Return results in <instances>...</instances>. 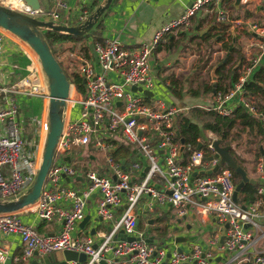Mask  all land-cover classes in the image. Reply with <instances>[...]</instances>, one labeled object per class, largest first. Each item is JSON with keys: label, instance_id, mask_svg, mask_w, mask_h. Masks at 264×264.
<instances>
[{"label": "built area", "instance_id": "1", "mask_svg": "<svg viewBox=\"0 0 264 264\" xmlns=\"http://www.w3.org/2000/svg\"><path fill=\"white\" fill-rule=\"evenodd\" d=\"M3 2L32 15L47 12L42 7L33 9L26 0H0ZM221 2L194 0L181 15L162 24L150 41L140 45L128 47L117 38L96 37L95 60L79 50L71 52L86 90L73 98L75 83L72 82L64 129L46 181L36 202L22 209L36 212L41 219L57 216L62 227L54 233L40 234L33 224L21 219L20 210L0 212V233L20 235L23 260L72 249L84 252L86 259H65V264H211L214 260L219 264H264V249L257 248L259 238L264 236V155L256 162L257 199L243 208L233 198L236 183L229 168L221 167L211 174L198 172L201 168H213L219 162L217 156L206 158L207 154L216 152L215 133L209 132L201 148L189 145L188 162L180 161L178 120L190 107L166 102L154 92L157 83L151 56L157 45L167 34L190 26L197 10L207 4H215L218 20H228L227 9ZM48 13L60 22L58 11ZM84 13L83 20L89 15L87 10ZM249 29L257 41L258 55L242 63L239 78L231 87L215 92L212 105L197 106L222 115H232L238 105L253 113L258 111L257 96L248 92L245 84L264 54V21L251 22ZM5 30L0 26V52ZM26 52L30 57L27 72L11 85L0 84V199L14 198L26 191L34 182L42 159L41 121L33 119L36 126L30 136L17 95L42 96L49 100L50 93L38 54L28 47ZM146 89L153 93H146ZM74 103L80 105V113L77 118L69 119ZM118 140L134 145L133 150L146 158L148 168L141 181L136 179L134 170L141 169L142 161L126 166L113 155ZM92 141L106 158L111 174H102L89 166L85 172L89 180L87 187L79 190L64 184L63 177L78 174L77 166L66 156L76 146ZM158 173L165 176L162 187L151 181ZM94 190L100 192L97 211L109 230H98L95 235H74L72 231L84 219L87 200ZM145 196L148 198L143 200ZM60 199L70 200L69 205L59 203ZM167 202L174 207L176 216H188L194 206L222 224L228 223L223 241L220 232L211 239L212 247L193 242L180 249L175 243L164 247L159 241L148 240V232L140 227L138 214ZM121 230L135 238L117 237ZM258 230H261L259 235ZM7 255V246L0 245V264Z\"/></svg>", "mask_w": 264, "mask_h": 264}, {"label": "crops", "instance_id": "2", "mask_svg": "<svg viewBox=\"0 0 264 264\" xmlns=\"http://www.w3.org/2000/svg\"><path fill=\"white\" fill-rule=\"evenodd\" d=\"M99 1L100 3L102 2V0H41V6L47 11L46 13L50 16L51 14L48 12L58 11L61 16L60 22H64L67 24H76L83 20L82 16L85 15V10H87V13L89 14L91 12V9H93V6H95V3ZM193 1L194 0H116L115 2H111L108 11L103 14L104 26L101 31V35L99 36V34H92L83 40H64L55 42V46L58 48V58L61 55H70L71 66H68V72L72 73L74 71H78V67L75 65L74 58L71 56V52L73 50H79L85 56H88L91 59L95 60L96 53L94 50V40L96 37L117 38L128 47H133L136 45H140L143 42H148L154 37L155 32L158 30V28L162 26V24L166 23L168 20L176 16L181 15L185 11L187 6L190 5ZM3 4H7V2H3ZM221 6H224V8L227 9L229 16L228 20H218L215 4H207L197 10L196 14L192 17V23L190 26L182 27V29L178 30L180 32L179 34L177 33L180 36L179 41L176 40V33H173L175 35V40L172 41L166 36L163 38L161 43L157 45V49L155 48L154 50V54L156 53V56H160L167 53V49L169 50L174 46H179L181 42L185 46L193 45L188 44L189 42H193L194 44L197 43L201 46H210L211 44H213L214 46H219L220 49H216L214 53L212 52L211 55L207 54L208 56L202 60V62L204 64H207V66L211 65V63L215 60V55L218 52L224 50V56H221V58L218 59V62L215 65V74L212 73V70L210 72L209 82L207 83L206 80L203 81L202 79H199L198 81L199 86L202 82V84L205 85L206 89H208V86L210 84L214 85V89H208L210 90V92H204L206 100H208L210 97L212 99L214 98V94L216 92V84L219 81V74L216 72L218 66H221L225 63L226 72H228L229 67L234 62H237L234 67L236 68L239 63H241L242 58L243 62H248V60L250 61V58H253L258 55V49L256 45L257 41L253 39V32H251V30L249 29V24L255 20L264 21V0H241L239 4H236L235 0H222ZM224 30L225 35L224 38L221 39L220 33ZM183 39H189L190 41H181ZM224 42L233 43L229 50H226ZM83 45H88V51H86L82 47ZM26 51L27 47L22 42V40L17 38L15 35H12L10 32L4 33V43L0 52V84L11 85L27 72L30 57L28 56ZM231 51L233 54V59L232 61L227 63L228 55H230ZM240 54L242 55V58L237 60L238 55ZM224 58H227L226 61H223ZM151 62L153 71L156 75V87H158L159 84L163 83H165L169 87V85H171L170 81L172 79L168 78L163 81L159 75H165V67L168 66V62L166 63L162 60L157 64L155 59H152ZM219 62H222V64L218 65ZM263 64L264 54L261 57L260 62L252 70L251 75L256 70H258ZM200 66L201 64H198L195 67V69H197V72ZM193 79L194 74H191V76H186V80L190 81L191 83H193ZM171 82H173V80ZM235 82H233L232 84H234ZM177 97V95L172 93V99H170V103L173 102L178 105H185L180 100L177 101ZM17 100L20 101V103L22 104L23 115L26 119L27 115L25 113V108H27L28 103L32 101V112L34 109V116L32 120L34 118H38L41 121V128L43 131V127H46L47 124V109L49 100L42 96H31L25 94H18ZM78 106L79 104L77 103L71 105L68 116L69 119H75L78 117L77 116L73 118L72 116L73 109ZM261 106H264V104L262 103ZM26 110L29 114L30 111L28 109ZM239 126L241 127V125ZM210 131L212 130H206V139L209 138ZM247 132V130H244L243 133L239 135H235L236 133H234V139L228 138L225 141L223 140V143L231 144L232 148L235 149L236 154L240 158L244 159V166L250 176V179L253 182L257 183L258 172L256 162L260 155H264V140L262 139V134L255 135L249 132L248 133L253 137L251 138V140H245L243 134H248ZM258 141H260V147L262 148V151L259 154L254 145L257 144ZM120 142L121 141L118 140L117 145L113 148V155L116 158L121 159L124 162V165L126 166L132 164L133 162H136L137 160L142 161L143 164L140 163L141 169L134 170V175L136 176V179L141 181L148 168L146 158L143 156V154L134 151L128 145L127 151L120 150V145L125 144L124 142ZM78 147L81 149L82 147L90 148L91 146H88V144H81L79 146H76L70 152V154L66 156V159L71 162H73V159H76L77 163H73L78 168V174L75 177L65 176L62 178V182L70 187L82 190L87 187L89 182L85 173L89 166L95 167L102 174H111V172L109 165L108 168H106L96 163V154L92 151H88L85 156H77L76 158H74L73 153L77 152L76 150L78 149ZM184 150L181 152V154H184ZM100 155L104 157L101 152ZM180 161H184L183 155L180 156ZM160 163L164 168L163 156L160 157ZM200 170L198 172L201 174ZM157 176L159 177V179L155 178ZM151 181L157 187H162V184L165 181V176L162 173H158L156 176H154ZM100 197V192L98 190H94L89 196L85 207V217L89 216V218L85 223H82L83 219L79 220L76 223L75 228L72 231L74 235H95L98 230H109V225L103 220L102 217H100L97 211ZM147 198L148 197L145 196L143 200H146ZM61 202L63 203V205H69L70 200L60 199L59 203ZM158 207H163L170 214H168L167 216H161V214H158L156 211ZM150 212L155 213L149 218L143 219V216H147ZM193 212H196L197 214L195 218L192 215ZM172 213H175L174 207L171 203L168 202L156 204V206H154L152 210L144 209L138 214L140 227L146 229L148 233H154L155 237L158 238V241L167 238V240L171 241V243H175L177 246H182L183 248H187L193 242H200L205 247H212L213 245L211 239L217 236L218 232L221 233L220 230L223 224L219 220L215 219L213 215L202 213L201 211H199L198 208L192 206L191 213L187 216V218L183 220L184 225L186 223H189L191 227L189 228V230H187V228H184L181 224V229L178 232L182 234L194 235V238L188 239L185 242H176L171 236V234H169L168 232L163 234L157 229V227L160 225L167 226L168 222H170V226L178 224L176 220L177 216L171 217ZM156 216L158 217L154 220V222L150 223V218ZM20 217L23 221L33 224L34 228L40 234L54 233L62 227V222L58 219L57 216L53 217L51 220L41 219L37 215V213L32 210H20ZM92 229H94V232H92ZM209 229L215 231V235L205 237L204 233ZM260 233L261 230H258L257 234L259 235ZM0 245H5L8 248L7 258L4 262H2V264H30L32 259L37 257L34 256L30 261L23 260V244L20 235L17 233H0ZM257 248L260 250L264 249V236L259 238L257 242ZM40 257L43 256L40 255ZM50 264H65V259L62 260L58 256H56V259L52 260ZM211 264H219V262L218 260H214L211 262Z\"/></svg>", "mask_w": 264, "mask_h": 264}, {"label": "water", "instance_id": "3", "mask_svg": "<svg viewBox=\"0 0 264 264\" xmlns=\"http://www.w3.org/2000/svg\"><path fill=\"white\" fill-rule=\"evenodd\" d=\"M26 2L33 9L42 7L41 0H26ZM111 2L112 0H102V2L96 5L84 20L76 24L57 22L52 18L43 19L39 15H32L22 10L13 8L9 5L0 3V26L18 35L20 38L30 44V46L33 47V49L36 51L43 66V70L46 74L50 93L47 109V133L44 140L42 159L35 180L31 184V186H29L28 189L19 196L8 199H0V212L19 211L26 206L36 202L46 181L49 169L53 163L57 145L65 125L66 111L68 109V99L72 82L63 64L59 60L58 56L54 53L45 34V30L51 29L59 32L84 35L92 29L95 23L103 15L104 11L110 7ZM240 2L241 0H235L236 4H239ZM226 59L227 58H224L223 61H226ZM221 64L222 62L218 63V65ZM215 67L216 66H214L212 69L213 74ZM132 87L133 89H137L135 85H133ZM144 91L148 94L153 93L148 89ZM180 142L181 153L185 149V138L181 137ZM202 143L203 142H199L197 148H201ZM213 143L216 148V152L213 155H208L206 158L211 159L213 156H217L219 157V162L213 168L201 169L200 172L211 174L219 170V168H221L223 165H226L229 169H234L235 171L240 173L241 180L236 184V188L233 194L234 200L236 202H239V191L246 182L252 180L250 179L246 168L243 165L239 164V162L231 153L232 145L223 143V136L215 138L213 140ZM242 206L243 208H246L247 203H242ZM192 215L194 218L197 216L196 212H193ZM175 216L176 213L171 214V217ZM157 217L158 216L150 218L149 222L153 223ZM88 218L89 216L84 217L82 223H85ZM185 218H187V215L177 216L176 220L178 224L174 226H170V222L167 223V226H170L168 229V233L171 234L176 242H185L188 239L194 238V235L182 234L178 232L181 229L182 225L184 228H187V230H189V228L191 227L189 223H186L185 225L183 224V220ZM227 226L228 223H225L221 226V241H223L224 239V231ZM92 232H94V229H92ZM117 237L126 238L128 240L135 238V236L133 235H127L126 233H124L123 230L118 233ZM146 238L148 240L158 241V238H156L155 234L152 232H149ZM162 240H167V238H164ZM179 248L182 249V246H179ZM36 255H38L37 250ZM56 256H58L62 260L86 259V254L84 252H79L72 249H63L53 251L50 254L44 255L43 257L37 256L32 259L30 264H50L52 260L56 259Z\"/></svg>", "mask_w": 264, "mask_h": 264}, {"label": "trees", "instance_id": "4", "mask_svg": "<svg viewBox=\"0 0 264 264\" xmlns=\"http://www.w3.org/2000/svg\"><path fill=\"white\" fill-rule=\"evenodd\" d=\"M115 1L116 0H112V2ZM99 3L100 1L96 2L95 6L98 5ZM95 6H93V9L95 8ZM93 9H91V11ZM108 9H106L103 14H105L108 11ZM103 17L104 16L102 15V17H100V19L95 23L92 29L84 35H76V34L46 29L45 34L54 53L58 56L57 53L58 48L55 46V42L64 41V40H72V41L83 40L92 34H99L100 36L104 26ZM220 35H221L220 38L223 39L225 35V30L222 31ZM166 36L172 41L175 40V35L173 33H169ZM232 44L233 43L224 42V46L226 50H229ZM82 47L86 51H88L89 48L88 45H83ZM241 58L242 55L240 54L238 55L237 60ZM232 59H233V54L231 51L230 55H228L227 63L232 61ZM242 59H241V63L243 62ZM236 63L237 62H234L229 67L228 72H226L225 63L217 67L216 72L219 74V81L216 84V88H215L216 91L219 89H227L233 85L232 84L233 82L238 80L240 75L239 67L241 63H239V65L236 68H234ZM67 73L69 75L71 82L75 83L77 89L80 92L84 93L86 90V84L84 82L83 76L78 71H74L72 73L67 72ZM245 88L248 92L264 98V64L252 74L250 80L245 84ZM208 89L211 90L214 89V85L210 84L208 86ZM261 104H259V110H258V113L260 114H255L242 105L236 106L232 115H222L215 110L206 109L199 106H194L193 108H191L189 113L182 112L178 120V134H179L178 138L179 139L181 137L185 138L186 147L183 152L184 154H181L184 156L183 162L184 163L188 162L190 158L191 151L188 148L189 145H191L192 147H196L199 144V142L206 140L207 138L206 130H212L219 136H223L224 141L227 140L228 138L234 139L233 137L234 133H236L235 135H239V133L244 130H247L248 132L253 133L255 135L262 134L263 135L262 139L264 140V118H263L264 106H261ZM31 107H32V101L28 103V106L26 108L30 111L29 114L28 112L26 113L27 115L26 120L28 121L27 131L30 136L33 135L35 129L32 126H30V120H32L34 116V109L32 112ZM239 125H241V127ZM119 148L122 151L128 150L127 144H121ZM261 151L262 148L259 146L258 154L261 153ZM231 153L233 154L235 159L239 162V164L244 166V159L240 158L236 154L234 148H231ZM208 155L209 154H207V156ZM222 168H228V167L226 165H223ZM230 170L232 171L234 181L237 184L241 180V175L234 169H230ZM238 199L240 203H249L255 201L257 199V183L253 181L246 182L240 190ZM168 228L169 227L165 225H160L157 227L158 231L163 234L168 232Z\"/></svg>", "mask_w": 264, "mask_h": 264}, {"label": "rangeland", "instance_id": "5", "mask_svg": "<svg viewBox=\"0 0 264 264\" xmlns=\"http://www.w3.org/2000/svg\"><path fill=\"white\" fill-rule=\"evenodd\" d=\"M39 16L43 19L51 18V16L47 13H41V14H39ZM5 32H7V31L5 30ZM177 33L179 34L180 32L179 31L176 32V36H177L176 40L179 41L180 36ZM194 38H195V36H194ZM181 41L189 42L190 40L189 39H183ZM23 43L28 48H30V46L27 43H25V42H23ZM188 44H193V45H189V46L186 45L185 46L181 42V44L179 46H174L173 48H171L169 50L167 49V53H165L163 55L156 56V53L154 54V52H155L154 51L152 56H151V60L155 59L157 64L159 62H161L162 60L165 61L166 63L168 62V66L165 67L166 68L165 75L164 76H163V74H159V75L163 81L168 79V78L173 80V82H171L172 80L170 81L171 85H169V87L165 83L159 84L158 87H156L154 90L155 95L162 97L166 102H170V99H172V93H174L175 95L178 96L177 101L180 100L186 106L189 105L190 108L185 110L184 113H189L191 107L193 108V106L198 105L199 103L211 104V105L213 104V102H212L213 99L210 97L208 100H206L205 93H204V92H210V90L206 89L205 85L202 84V82L199 86L198 81H199V79L200 80L202 79L203 81L206 80V82L208 83L210 80L209 76H210V72H211L212 68L216 65V63L218 62V59H220L221 56L222 57L224 56L223 55L224 50L218 52L215 55V60L211 63V65L207 66V64H204L202 62V60L205 59L208 55H211L212 52L214 53V51L216 49H220V47L214 46L213 44H211L210 46H208V45L201 46L197 43L194 44L193 42H189ZM59 59L68 72V66H71L70 55H61V56H59ZM198 64H201V66L197 72V69H195V67ZM191 74H194V79L192 80L193 83L186 80V76H191ZM214 74H215V71H214ZM158 81H160V80H158ZM210 94H212V93H210ZM79 95H80V91L77 89V87L75 85V87L73 89V97L78 98ZM261 103L264 104V98H262L261 96H257L256 105H257L258 109H259V104H261ZM25 113H27L26 108H25ZM79 113H80V105L73 109V113H72L73 118L79 116ZM256 114H260V113L257 112ZM25 122L27 124L28 121L25 120ZM47 122H48V119H47ZM35 124H36V121L30 120V126H32L34 128L36 126ZM239 130H240V127H239ZM46 133H47V128L44 126L43 127V138H42L43 140L40 142L41 145L39 146L41 148L43 146L42 144L44 141V136H46ZM242 133H243V131H241L239 134H242ZM249 133L243 134L245 140H251V138L253 137ZM215 135L217 137H219L218 134L215 133ZM247 136H250V137H247ZM239 138H237V139H239ZM123 142L125 144H127L128 146H130L132 149L135 148L134 145L129 144L126 141H123ZM254 145L256 147V150L258 151V147L260 146V141H258V143L254 144ZM88 146H91V147L90 148L82 147L81 149L78 147V149L76 150L77 152L73 153V157L74 158H76L77 156L82 157V156H85V154H87L88 151H92L96 154V160H95L96 163L100 166L108 168V162H107L106 158L103 157L102 155H100L99 149L94 145V142L92 141L90 144H88ZM73 162H76V159H73ZM108 174H110V173H108ZM155 178L159 179L158 176ZM156 211L158 214H161V216H165V215L167 216L168 214H170L163 207H158L156 209ZM154 213L155 212H150L147 216H143V219L149 218L151 215H154ZM214 235H215V231H213L212 229H209L204 233L205 237L214 236ZM159 242L164 247H168L171 243V241H169V240H161Z\"/></svg>", "mask_w": 264, "mask_h": 264}, {"label": "bare ground", "instance_id": "6", "mask_svg": "<svg viewBox=\"0 0 264 264\" xmlns=\"http://www.w3.org/2000/svg\"><path fill=\"white\" fill-rule=\"evenodd\" d=\"M6 31L12 33V35H15V36L18 37L20 40H22L23 42L27 43L25 40H23L22 38H20L18 35H16V34L13 33L12 31L7 30V29H6ZM27 44H28V43H27ZM28 45L30 46V44H28ZM30 48L33 50V52H36V51L33 49V47L30 46ZM73 98H74V97H73ZM73 98H72V99H73ZM40 145H41V144H40Z\"/></svg>", "mask_w": 264, "mask_h": 264}]
</instances>
